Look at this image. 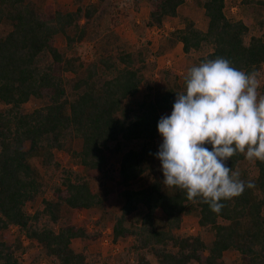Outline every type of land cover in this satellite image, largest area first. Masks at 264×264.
I'll use <instances>...</instances> for the list:
<instances>
[{
	"label": "trees",
	"instance_id": "16d2710c",
	"mask_svg": "<svg viewBox=\"0 0 264 264\" xmlns=\"http://www.w3.org/2000/svg\"><path fill=\"white\" fill-rule=\"evenodd\" d=\"M186 1L123 0L136 11L147 4L146 30L174 21ZM191 1L203 10L206 28L186 20L165 36L157 54L180 44L186 56H197V65L223 57L237 69L258 72L264 94V0H231L259 11L257 34L243 20L226 16L227 0ZM111 6L117 7L111 0L87 5L78 0L75 10L44 12L34 0H0V28L9 26L0 36V264H22V237L39 246L37 258L47 264H99V255L72 245L96 241L106 228L113 243H127L114 264H229L226 253L237 255L230 264H264V163L252 162L251 176L239 169L247 161L243 154L227 161L255 187L222 201L219 214L163 185L155 157L162 140L157 124L172 111L176 93L185 91L186 72L179 77L162 71L164 85L154 89L147 78L155 66L148 43L128 51L117 37L114 47L91 59L70 53L98 34L95 29ZM59 36L64 50L56 44ZM141 87L146 92L138 98ZM31 98L48 103L26 113L23 106ZM76 140L81 141L79 150ZM56 151L65 152L80 172L61 168ZM30 157L38 159L44 173ZM110 198L120 202V209L105 226ZM37 200L39 208L30 213L28 207ZM62 207L99 210L94 223L100 230L89 232L64 221ZM186 216L210 232L211 240L179 234ZM11 228L17 232L12 240Z\"/></svg>",
	"mask_w": 264,
	"mask_h": 264
},
{
	"label": "clouds",
	"instance_id": "9594fccd",
	"mask_svg": "<svg viewBox=\"0 0 264 264\" xmlns=\"http://www.w3.org/2000/svg\"><path fill=\"white\" fill-rule=\"evenodd\" d=\"M256 71L237 69L223 57L188 68L185 91L176 93L170 116H161L155 153L163 185L186 193L219 214L222 201L253 188L227 166L237 154L264 163V94ZM210 146V147H209Z\"/></svg>",
	"mask_w": 264,
	"mask_h": 264
},
{
	"label": "rangeland",
	"instance_id": "374dc122",
	"mask_svg": "<svg viewBox=\"0 0 264 264\" xmlns=\"http://www.w3.org/2000/svg\"><path fill=\"white\" fill-rule=\"evenodd\" d=\"M82 5L94 3L96 0H80ZM112 5L117 7L108 8V14L102 23L95 29L98 33L94 35L92 40L87 39L73 48L70 53H75L77 56L83 59H91L93 55L98 52L104 51L114 47L113 38H118V44L126 50H134L139 44L148 43V49L150 50V61L155 64L154 68L148 73L147 78L151 82L154 89H161L164 85L162 80V71L170 70L177 76L181 77L187 72L188 68L197 65V56H186L182 52L181 45L178 44L172 50H166L162 55H158V48L161 44H165V36L175 28H182L185 21H192L193 24L204 30L207 25V18L204 16L203 10L192 3L191 0H187L178 10V17L171 22L166 23L162 28L145 29L143 21L147 18L149 8L147 4L142 2L139 6V10H135L129 2H123V0H111ZM40 10L44 12H50L52 10H58L61 12L72 11L76 9L78 0H34ZM225 14L229 18L235 20H243L250 28L252 34H257V26L254 18L259 16V11L256 9H248L237 6V2L227 0L225 7ZM9 30L8 25H4L0 28V36H4ZM91 35V34H90ZM57 46L64 50L65 41L62 36L56 39ZM145 89L141 87L138 98H141L145 94ZM48 103L47 99L31 98L24 106L23 111L28 113L42 107ZM171 112L165 113L164 116H170ZM162 140L159 142V145ZM81 145L80 140L75 141V149L79 150ZM28 145H25L27 150ZM56 162L63 169H70L75 172H80L79 168L73 163L72 159L62 151H56L54 153ZM29 161L32 165L38 167L42 173L44 170L40 167L39 161L36 157H30ZM112 163L117 167L118 159L113 157ZM239 169L248 172L249 175L255 174L252 162L246 161L242 163ZM87 177V176H86ZM92 186L95 188L96 184L91 180ZM46 198L50 197V192L45 194ZM40 200L31 204L28 207V211L33 213L35 209L39 208ZM106 216L104 215L103 225L108 226L112 216L117 214L120 209V202L116 198H110L105 204ZM100 213L99 210H83L75 211L62 207L60 210L61 218L77 227H85L87 231L100 230V226H95V221L98 219ZM110 229L106 228L101 233V237L96 241H92L86 244L74 243L72 247L79 251L85 248L89 255H99L100 262L103 264L107 259L110 264H114L116 258L122 256L125 253V242L113 243L111 241ZM179 234L196 235L199 234L205 242H208L212 238V234L208 231L201 230L197 225V220L193 216H186L183 219ZM9 236L12 240L17 236L15 228H11ZM24 247V253L20 255L22 264H47L46 260L38 259L40 248L37 244L29 242L26 238H21ZM10 242V241H9ZM226 262L229 264L236 260L237 255L234 253H226L224 255Z\"/></svg>",
	"mask_w": 264,
	"mask_h": 264
}]
</instances>
